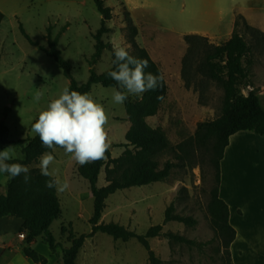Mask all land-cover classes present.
Instances as JSON below:
<instances>
[{"label":"rangeland","instance_id":"rangeland-1","mask_svg":"<svg viewBox=\"0 0 264 264\" xmlns=\"http://www.w3.org/2000/svg\"><path fill=\"white\" fill-rule=\"evenodd\" d=\"M11 2L19 13L17 16L6 15L0 24V121L8 126L9 138L18 140L36 135L32 125L40 112L70 85L60 65L39 46L31 44L20 25L33 41L44 47L48 46L46 34L47 28L51 26L52 35L58 37L57 48L69 62L73 77L81 84L87 81L90 74L88 59L95 51L93 34L101 27L102 16L95 0ZM104 2L112 9V18L107 22L111 31L103 35L108 47L95 63L94 69L102 73L112 66L114 43L130 46L123 28L127 24L126 12L130 16L132 13L131 17L138 27L137 42L160 65L169 88L158 113L148 117L147 121L153 127H162L172 144L189 140L195 135L200 122L218 117L224 94L220 84L204 78L202 74L196 75L190 87L186 86L182 76V57L187 49L184 34L191 29L208 30L211 36H215L207 38L210 43H223L231 37L232 32H228V29L232 26L234 10L235 19L238 14H242L250 25L264 31V11L261 10L264 0H184L185 6L183 0ZM249 37L246 36L247 39ZM203 56L204 51H199L195 59L197 65ZM252 58L251 85L243 89V93L247 94L248 90L255 88L264 107V43L254 49ZM195 84L198 86L196 89L193 86ZM114 88L97 83L92 85L89 93L106 108L111 155L117 157L125 149L117 144L125 142L130 122L124 104H116L111 99ZM37 92L42 93L39 101L34 99ZM140 97L128 96L130 99ZM7 149L15 158L22 157L18 147ZM53 154L55 162L50 170L55 169L61 180L67 178L70 188L58 193L61 214L52 222L50 229L55 238L67 247L69 230L76 235L91 232L94 200L89 181L78 173L79 164L72 159L71 154H66L63 148H56ZM245 154L264 190L263 142L248 141ZM210 157L208 151L196 149L194 145L192 151L184 155L183 165L175 167L167 179L120 189L111 194L106 200L107 205L100 221H114L144 234L152 225L163 224L165 210L173 203L177 213L193 216L197 223L188 226L179 221H169L163 225V232L173 231L196 243L170 241L165 235L151 238V248L162 264H233L223 241L212 226L207 209L216 176ZM38 164L39 160L33 166L38 167ZM105 184L103 167L98 186ZM55 258L54 264H63L61 248ZM77 264L151 262L147 250L136 238L123 241L97 232L92 237H86Z\"/></svg>","mask_w":264,"mask_h":264},{"label":"trees","instance_id":"trees-1","mask_svg":"<svg viewBox=\"0 0 264 264\" xmlns=\"http://www.w3.org/2000/svg\"><path fill=\"white\" fill-rule=\"evenodd\" d=\"M95 3L102 16L101 27L93 34L95 51L88 59L89 77L81 84L75 80L69 62L57 48L58 37L52 35L51 26L47 28L46 34L48 46L44 47L33 41L20 25L31 44L39 46L60 65L64 75L70 80V91L90 92L92 85L97 83L123 90L109 76V72L115 69L113 64L115 56L108 70L97 73L94 69L95 63L100 60L103 51L108 47L103 35L111 31L107 22L112 18V9L105 5L104 0H95ZM3 19L4 14L0 10V24ZM125 20L127 24L123 31L130 44V53L137 58L148 60L149 66L145 72L151 71L153 74L158 70L163 72L148 50L137 42L138 27L129 12H126ZM240 28L243 30L241 31ZM247 35L250 36L249 39L246 38ZM207 38L198 33L185 35L187 49L182 57V76L188 87L195 82L198 74L221 85L224 94L220 115L200 122L195 135L189 140L172 144L162 127H153L147 121L148 117L158 113L168 94L169 88L165 76L162 86L158 89L144 92L138 99L128 98L123 104L130 125L125 133V142L117 144L123 146L124 151L119 156L112 157V148L109 147L105 158L83 166L78 165V173L89 181L94 200L93 214L90 218L92 230L89 234L81 235L69 230L67 247L55 238L50 229L52 222L61 214L58 193L54 188L46 187V181L50 178L41 175L39 167L33 166L43 152L52 150L42 146L38 134L24 139H10L8 126L0 121V148L18 147L22 157L10 162H19L30 168V179L27 183L24 182L23 175L11 178L5 173L8 177L6 192L0 194V218L13 215L23 219L22 231L27 233L25 237L27 245L23 247L26 256L39 264H48L44 255L28 246L32 241L41 238L53 253L56 254L59 248L62 249L63 264H77L78 254L86 237H92L97 232L106 233L114 239L123 241L136 238L147 250L151 264H162V260L151 248L150 239L153 237L165 235L170 241L195 244V240L182 234L173 231L163 232V225L169 221H179L188 226L197 223L193 216L177 213L173 203L165 210L163 224L152 225L144 234H139L114 221L107 223L100 221L107 205L106 200L111 194L120 189L167 179L175 167L183 165L184 155L189 154L195 145L196 149L210 153V161L216 170L215 184L210 191L207 209L212 226L231 258L230 245L235 239L236 231L229 221V206L219 194L220 162L233 134L249 131L264 136V107L258 92L253 88L248 90L247 94L243 93V89L251 85L249 77L254 63L252 54L255 48L264 43V31L250 25L242 14H238L234 30L228 40L214 44ZM199 51H204V56L197 65L195 59ZM193 86L195 89L198 88L196 84ZM158 96L163 98L158 99ZM103 167L106 184L98 186V177Z\"/></svg>","mask_w":264,"mask_h":264},{"label":"clouds","instance_id":"clouds-1","mask_svg":"<svg viewBox=\"0 0 264 264\" xmlns=\"http://www.w3.org/2000/svg\"><path fill=\"white\" fill-rule=\"evenodd\" d=\"M130 46L113 44L115 69L109 76L117 82L120 89H113L112 101L123 104L129 95L141 96L144 92L154 91L162 86L164 74L145 72L149 62L130 53ZM42 93L37 92L34 99L39 101ZM162 99V96H158ZM108 113L104 104L89 92L81 93L64 88L62 93L52 99L45 110L41 111L33 123L32 130L39 135L42 146L52 151H45L39 157L38 167L41 175L49 177L46 187L58 193L67 191L70 182L61 180L55 169L50 170L55 162L54 152L57 147L71 154L73 160L83 166L105 158L110 147ZM7 148L0 150V172L11 178L23 175L24 182L30 179V168L19 162Z\"/></svg>","mask_w":264,"mask_h":264},{"label":"crops","instance_id":"crops-1","mask_svg":"<svg viewBox=\"0 0 264 264\" xmlns=\"http://www.w3.org/2000/svg\"><path fill=\"white\" fill-rule=\"evenodd\" d=\"M183 5L185 6L184 0ZM0 10L4 17L8 14L17 16L19 13L11 0H0ZM261 10L264 11V6ZM235 14L234 10L232 26L228 32L234 30ZM245 15L249 17L247 13ZM262 22L264 23V17ZM262 28L264 30V27ZM189 33L215 37L203 29H191L186 34ZM251 140H258L264 144L263 136L253 132L239 131L233 134L220 162L219 194L229 206V221L236 231L235 239L230 245L233 264H264V190L256 170L251 168L245 157V145ZM7 181L5 173L0 172V194L6 192ZM22 226L23 219L19 217L6 215L0 218V264H39L23 253V247L27 243L25 238L20 237V233H24L25 237L27 233L22 231ZM28 246L44 255L48 264H54L56 254L40 238Z\"/></svg>","mask_w":264,"mask_h":264},{"label":"built area","instance_id":"built-area-1","mask_svg":"<svg viewBox=\"0 0 264 264\" xmlns=\"http://www.w3.org/2000/svg\"><path fill=\"white\" fill-rule=\"evenodd\" d=\"M20 237L25 238V234L24 233H20Z\"/></svg>","mask_w":264,"mask_h":264}]
</instances>
